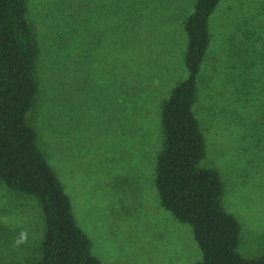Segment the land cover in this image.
I'll return each instance as SVG.
<instances>
[{
  "label": "rangeland",
  "instance_id": "obj_1",
  "mask_svg": "<svg viewBox=\"0 0 264 264\" xmlns=\"http://www.w3.org/2000/svg\"><path fill=\"white\" fill-rule=\"evenodd\" d=\"M197 0H25L37 46L27 113L37 146L101 264H196L191 225L156 187L161 110L186 79L185 23ZM192 111L199 165L221 180L237 253L264 255V0H219ZM38 197L0 180V264L41 258Z\"/></svg>",
  "mask_w": 264,
  "mask_h": 264
},
{
  "label": "trees",
  "instance_id": "obj_2",
  "mask_svg": "<svg viewBox=\"0 0 264 264\" xmlns=\"http://www.w3.org/2000/svg\"><path fill=\"white\" fill-rule=\"evenodd\" d=\"M219 0H197L185 23L186 79L162 104L163 146L156 160L161 205L191 225L202 259L196 264H264L237 251L240 225L221 205L218 173L199 165L204 141L193 114L196 77L209 48L208 19ZM37 46L26 19L25 0H0V180L39 198L45 233L41 258L29 264H101L76 224L70 199L36 143L27 113L37 92Z\"/></svg>",
  "mask_w": 264,
  "mask_h": 264
},
{
  "label": "crops",
  "instance_id": "obj_3",
  "mask_svg": "<svg viewBox=\"0 0 264 264\" xmlns=\"http://www.w3.org/2000/svg\"><path fill=\"white\" fill-rule=\"evenodd\" d=\"M216 6H217V5H216ZM216 6H215V8H216ZM215 8H214V10H215ZM214 10H213V11H214ZM213 11H212V12H213ZM206 52H207V51H206ZM205 54H206V53H205ZM2 183H3V182H2Z\"/></svg>",
  "mask_w": 264,
  "mask_h": 264
}]
</instances>
